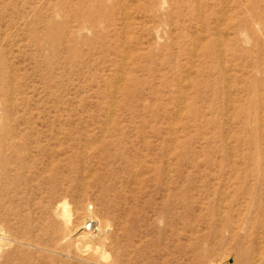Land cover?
I'll return each instance as SVG.
<instances>
[{"label":"rangeland","instance_id":"374dc122","mask_svg":"<svg viewBox=\"0 0 264 264\" xmlns=\"http://www.w3.org/2000/svg\"><path fill=\"white\" fill-rule=\"evenodd\" d=\"M230 226L264 264V0H0V264H238Z\"/></svg>","mask_w":264,"mask_h":264},{"label":"bare ground","instance_id":"6f19581e","mask_svg":"<svg viewBox=\"0 0 264 264\" xmlns=\"http://www.w3.org/2000/svg\"><path fill=\"white\" fill-rule=\"evenodd\" d=\"M239 24H238L239 27H241L244 23H243V21H241ZM66 209H67V207H66V203L64 201L57 206V213L64 217L67 225H71L73 215L71 213V210L67 211ZM124 217H125V219L127 218V219L131 220V222H133V221L136 222L130 213L129 214L124 213ZM90 219L87 223L85 222L86 226L82 227L80 232L78 234H76L77 240L81 241V240H84L86 238V239H89V243L96 242V243H99V244L105 246L106 243L109 241L107 240L106 237L103 236L102 230H100L98 228L97 222L94 219L93 220H90ZM224 222L226 223V221H223V223ZM230 227H227V228H230ZM251 230H252V228H251ZM94 231H97V232L95 233ZM207 231L208 232L212 231L217 236H221V234H222V232L219 229H211L210 228ZM88 232H90V233H88ZM93 232H94V234H92ZM229 232H230L229 238L231 241H233L235 243V246H236L235 251H233L231 253L233 255V257H235L236 262L238 264H251V263H253L254 262V255L256 254L257 249L255 247L252 235H249V234L239 235L232 227L229 229ZM87 233L90 234V237L87 236ZM104 233H106V232H104ZM91 235H93V236H91ZM209 238L210 237H209L207 232H205L201 236L202 240H207ZM197 245H198L197 243L191 244L192 248L196 249V250L198 248ZM104 256H106V255L104 254Z\"/></svg>","mask_w":264,"mask_h":264}]
</instances>
